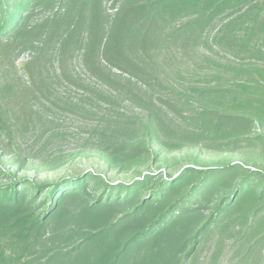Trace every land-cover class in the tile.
Instances as JSON below:
<instances>
[{
    "label": "trees",
    "instance_id": "obj_1",
    "mask_svg": "<svg viewBox=\"0 0 264 264\" xmlns=\"http://www.w3.org/2000/svg\"><path fill=\"white\" fill-rule=\"evenodd\" d=\"M103 3L0 0V134L23 125L45 92L48 65L74 82L65 67L79 51L92 79L118 90L122 82L114 71L125 74L193 127L172 132L179 143L168 146L251 147L259 160L191 166L117 184L93 172L37 183L0 170V264H192L214 230L235 238L245 252L234 264H246L264 249V68L229 66L232 79L180 94L163 82L159 69L176 66L179 57L190 62L215 21L225 22L217 43L264 52L252 37L264 21L258 10L264 0H112L113 16ZM42 8L52 15L31 26ZM27 50L32 53L23 77L17 60ZM152 158V146L125 145L113 164L125 169ZM69 203L83 207L82 236L57 245L48 233L65 227Z\"/></svg>",
    "mask_w": 264,
    "mask_h": 264
},
{
    "label": "rangeland",
    "instance_id": "obj_2",
    "mask_svg": "<svg viewBox=\"0 0 264 264\" xmlns=\"http://www.w3.org/2000/svg\"><path fill=\"white\" fill-rule=\"evenodd\" d=\"M53 9L57 10V4ZM103 9L107 16L116 12L112 0H104ZM258 10L264 16V3ZM51 13L45 8L36 10L30 25L40 24ZM224 23L215 21L206 28L190 62H182L178 56L176 66L174 63L162 64L160 75L164 83L173 87V93L223 84L233 78L229 66L264 68V52L216 42ZM252 37L264 50V21L258 23ZM31 53L27 50L17 60L19 75L23 77V64ZM56 67L48 65L43 84L45 92L22 118L23 125L13 134H0V170L3 172L37 183L93 172L117 184L130 183L146 174L174 175L191 166L211 167L226 162L252 165L259 160L257 150L251 147L228 151L210 149L206 143L168 146L179 143L171 137L172 132L191 131L193 127L163 106L153 93L140 88L136 80L128 83L129 76L114 71L122 84L118 90L108 88L85 72L79 51L71 55L65 67L74 82H67ZM176 95L170 93L171 98L175 99ZM139 143L152 146L153 158L144 164L137 161L130 168L115 167L114 153L125 145ZM82 208L78 203H69L62 220L65 227L50 230L48 239L57 245H64L68 238L78 243L82 236ZM244 252L239 249V243H235V238L222 237L214 230L196 251L192 264H234ZM246 261V264H262L264 249Z\"/></svg>",
    "mask_w": 264,
    "mask_h": 264
}]
</instances>
